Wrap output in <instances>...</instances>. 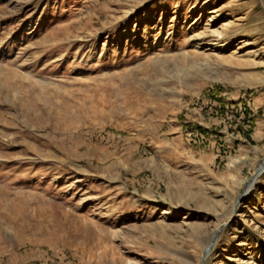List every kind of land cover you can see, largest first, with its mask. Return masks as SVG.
Listing matches in <instances>:
<instances>
[{"label":"rangeland","instance_id":"rangeland-1","mask_svg":"<svg viewBox=\"0 0 264 264\" xmlns=\"http://www.w3.org/2000/svg\"><path fill=\"white\" fill-rule=\"evenodd\" d=\"M264 0H0V264H264Z\"/></svg>","mask_w":264,"mask_h":264},{"label":"water","instance_id":"water-1","mask_svg":"<svg viewBox=\"0 0 264 264\" xmlns=\"http://www.w3.org/2000/svg\"><path fill=\"white\" fill-rule=\"evenodd\" d=\"M263 167H264V162H263L262 166H261V167L255 172V175H254V176L248 181V183L245 185V188H247V186H248L249 183H252V181H253L254 177L256 176L257 172L262 171ZM228 224H229V223H228ZM228 224H224V225H222V226H221V227H220V228L214 233L213 238H212V240H211V243H210V245L207 247V249L205 250V252H206V251L209 252V251L212 249L213 244H214V242H215V239H216L217 235L221 232V230H222L223 228L227 227ZM205 252H204V253H205ZM204 253H203V255H204ZM205 257H206V256H205ZM202 264H205V258H203V262H202Z\"/></svg>","mask_w":264,"mask_h":264},{"label":"bare ground","instance_id":"bare-ground-1","mask_svg":"<svg viewBox=\"0 0 264 264\" xmlns=\"http://www.w3.org/2000/svg\"><path fill=\"white\" fill-rule=\"evenodd\" d=\"M263 171H264V167H263V169H262V171H260V172H257V174H256V176L254 177V179H253V181H252V183H249L248 184V186H247V189H249V188H251V186L253 185V183H254V181L261 175V173H263ZM213 238V237H212ZM208 247V246H207ZM207 247H205V249H204V252H205V250L207 249ZM210 252V251H209ZM209 252L208 251H206L205 253H204V257L206 256H208L209 255ZM203 257V258H204ZM202 263V262H201Z\"/></svg>","mask_w":264,"mask_h":264}]
</instances>
